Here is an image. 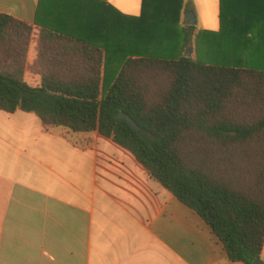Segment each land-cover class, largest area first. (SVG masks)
I'll return each instance as SVG.
<instances>
[{
	"label": "trees",
	"instance_id": "trees-1",
	"mask_svg": "<svg viewBox=\"0 0 264 264\" xmlns=\"http://www.w3.org/2000/svg\"><path fill=\"white\" fill-rule=\"evenodd\" d=\"M236 3L224 0L219 33L198 35V58L180 29L184 0H143L138 18L117 12V65L107 17L83 16L80 0H40L35 26L0 14V110L36 114L83 149L95 133L113 140L202 217L232 262L264 264V45L253 38L264 33L231 30ZM36 31L34 87L25 75Z\"/></svg>",
	"mask_w": 264,
	"mask_h": 264
},
{
	"label": "crops",
	"instance_id": "crops-1",
	"mask_svg": "<svg viewBox=\"0 0 264 264\" xmlns=\"http://www.w3.org/2000/svg\"><path fill=\"white\" fill-rule=\"evenodd\" d=\"M236 1L231 30L264 33V0ZM39 4L0 0V14L35 26ZM78 9L107 17L109 47L117 12L138 18L143 0H80ZM223 9L224 0H184L187 54L195 58L200 33L222 30ZM38 38L36 31L25 75L34 87L42 83ZM253 38L264 45V37ZM88 138L93 142L83 149L47 132L36 114L0 110V264H243L232 262L202 217L150 177L130 151L98 133Z\"/></svg>",
	"mask_w": 264,
	"mask_h": 264
},
{
	"label": "water",
	"instance_id": "water-1",
	"mask_svg": "<svg viewBox=\"0 0 264 264\" xmlns=\"http://www.w3.org/2000/svg\"><path fill=\"white\" fill-rule=\"evenodd\" d=\"M187 21H188V25H196V15L193 11H190L189 14H188V18H187ZM119 119L120 120H123V121H127L128 123L131 124V126L136 130V131H140V127L134 122L133 119H131L129 116L127 115H124V114H121L119 116Z\"/></svg>",
	"mask_w": 264,
	"mask_h": 264
},
{
	"label": "rangeland",
	"instance_id": "rangeland-1",
	"mask_svg": "<svg viewBox=\"0 0 264 264\" xmlns=\"http://www.w3.org/2000/svg\"><path fill=\"white\" fill-rule=\"evenodd\" d=\"M125 34H126V37H127V32L126 33L124 32V41H125ZM125 43H126V41H125ZM125 46H126V44H125ZM108 56H109L108 58L110 59V61H111V59H114V61H111V63H113L114 65H117V64H121L122 63V59L121 58H117L118 54L115 53V49H114V47L112 45L109 46ZM194 56H195V58H198L197 45L195 47V55ZM80 142L82 144H84V141L81 138H80Z\"/></svg>",
	"mask_w": 264,
	"mask_h": 264
}]
</instances>
